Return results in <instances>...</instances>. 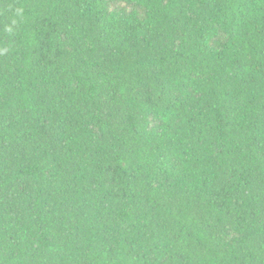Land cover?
Segmentation results:
<instances>
[{"label": "trees", "instance_id": "1", "mask_svg": "<svg viewBox=\"0 0 264 264\" xmlns=\"http://www.w3.org/2000/svg\"><path fill=\"white\" fill-rule=\"evenodd\" d=\"M0 264H264V0H0Z\"/></svg>", "mask_w": 264, "mask_h": 264}, {"label": "clouds", "instance_id": "2", "mask_svg": "<svg viewBox=\"0 0 264 264\" xmlns=\"http://www.w3.org/2000/svg\"><path fill=\"white\" fill-rule=\"evenodd\" d=\"M11 29H9V31H10Z\"/></svg>", "mask_w": 264, "mask_h": 264}]
</instances>
